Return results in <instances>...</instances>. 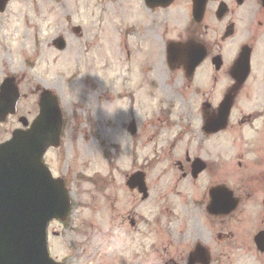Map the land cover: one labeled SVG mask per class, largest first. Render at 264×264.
Wrapping results in <instances>:
<instances>
[{"label":"rangeland","instance_id":"rangeland-1","mask_svg":"<svg viewBox=\"0 0 264 264\" xmlns=\"http://www.w3.org/2000/svg\"><path fill=\"white\" fill-rule=\"evenodd\" d=\"M7 8L0 13V84L14 74L23 95L39 84L54 89L60 96L65 116L63 145L52 150L48 160L57 175H67L75 209L66 225L54 221L49 227L52 256L60 260L69 258V264H127L126 257L130 261L138 258L142 264H161L162 257L157 256V262L152 263L154 258L146 256H152V246L146 241L151 237L141 241L138 235L127 252L120 234L125 229L130 231V226L113 225L112 231L107 232L111 212L130 210L135 205L137 211L149 218L157 191L138 204L130 192L119 189L114 182L98 194L94 185L85 180L97 176L122 180L131 170L127 107L130 105V109L131 102L135 104L134 110L140 114L137 117L142 120L145 112L140 104L147 100L141 90L142 70L137 64L145 62L150 52L157 54L162 42L156 33L143 35L133 27L134 22L144 28L148 23L145 3L143 0H13ZM59 35L67 39L63 51L53 45ZM127 50L131 51L129 58ZM148 76L152 77L153 73ZM135 91L142 94L125 96ZM28 103L25 97L20 104L24 116L28 114ZM180 111L189 110L181 105ZM6 135L0 134V139ZM160 138L168 141V130L162 131L155 141ZM183 138L189 139L190 134ZM118 160L115 174L113 168ZM162 161L153 166L149 177L156 181L162 175L160 187L176 173L177 177L180 174L173 163L176 169ZM203 178L206 180L208 176ZM156 185L154 182V189ZM204 185L199 181L195 186ZM184 186L187 188L184 198L168 197L174 205L173 219L172 213L158 214L159 237L154 236L151 242L161 247L164 256L179 254L183 248L201 240L212 253V264H264V254L257 250L253 239L257 231L264 230V215L256 213L255 208L251 215V210L244 206L250 211L244 216L249 219L248 224L229 218L225 225L223 220H214L207 210L193 209L192 190L188 191V183L181 188ZM160 198L157 195V206Z\"/></svg>","mask_w":264,"mask_h":264},{"label":"flooded vegetation","instance_id":"flooded-vegetation-1","mask_svg":"<svg viewBox=\"0 0 264 264\" xmlns=\"http://www.w3.org/2000/svg\"><path fill=\"white\" fill-rule=\"evenodd\" d=\"M149 1L153 4L148 5L143 0L149 12L145 28L139 23L132 24L143 35L156 33L162 42L157 54L150 52L145 62L137 64L142 70L141 90L147 100L140 104L145 112L142 120L137 117L140 114L134 110L135 104L131 102L130 109V105L127 107L131 170L122 180L103 176L85 179L94 185V192L98 194L99 190L105 192L106 187L114 182L119 189L130 192L138 204L150 199L157 191L154 192V208L150 210L153 213L149 218L137 211L135 205L130 210L111 212L108 233L113 225L120 228L130 226V231L125 229L120 234L127 252L131 251V244L137 241L138 235L141 241L145 237H151V240L154 236L159 237L161 223L158 214L172 213L173 219L174 205L168 197L184 198L187 188H181V185L185 183L190 185L188 191L192 190L191 204L195 210L208 211L212 199L210 192L216 189L214 198H217L218 207L216 214L210 216L217 221L223 220L225 225L229 218L248 224L249 219L244 216L250 211L244 206L251 210V215L255 209L258 210L256 213L264 215V0H208L204 10L196 9L201 0H169L165 6L162 4L168 0ZM127 55L131 57L130 50ZM150 72L152 77L148 76ZM47 91L57 96L61 105L60 96L54 89L40 84L33 86L28 94L22 95L17 111L0 121V134H7L0 139V144L11 139L16 130H26L35 123L41 112L43 94ZM127 93L126 97L142 94L136 91L132 95ZM25 97L29 99L26 116L20 107ZM229 101L232 106L228 123L224 126L222 105ZM181 105L188 107L189 111L181 112ZM9 122L13 125L9 126ZM245 128L251 131L246 132ZM164 130H168L170 139L155 141ZM188 134L190 138L184 139ZM55 149L60 147H50L43 161L54 176L59 177L48 160L49 153ZM161 161L170 164L171 169L177 166L180 170L178 177L176 173L162 187L158 186L162 175H158L156 181L149 179L153 166ZM118 164L119 160L113 168L115 174ZM197 166L205 169L195 174ZM204 175L208 179L205 180ZM60 177L69 187L67 175ZM199 181L205 183L202 188L195 186ZM154 182L157 183L155 189ZM157 195L161 197L158 206ZM171 219L167 222L170 223ZM56 222L61 226L67 224V221ZM259 231L253 235L254 240ZM151 240L146 239L152 246V256H146L154 258L152 263L157 262V256L162 257L161 264H187L201 242L197 240L193 246L183 248L179 254H169L167 258L161 253V247ZM166 249L164 246L163 250ZM125 262L142 264L138 258L130 261L126 257ZM195 262L203 264V254L200 258L198 252Z\"/></svg>","mask_w":264,"mask_h":264},{"label":"water","instance_id":"water-1","mask_svg":"<svg viewBox=\"0 0 264 264\" xmlns=\"http://www.w3.org/2000/svg\"><path fill=\"white\" fill-rule=\"evenodd\" d=\"M9 1L0 0V11L6 10ZM54 44L66 47L62 37ZM43 95L33 126L16 130L12 139L0 145V264H62L51 257L47 226L54 218L66 220L72 204L63 179H55L42 161L49 146L60 145L63 129L57 98L49 91ZM20 97L15 78L6 79L0 90L1 120L16 112ZM230 107L228 102L223 108L224 120ZM204 168L197 166L195 174ZM256 240L264 252V232ZM201 253L203 264H209L210 254ZM194 258L189 264H196Z\"/></svg>","mask_w":264,"mask_h":264}]
</instances>
